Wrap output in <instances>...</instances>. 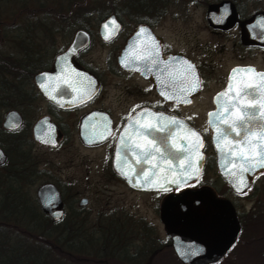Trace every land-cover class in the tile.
Returning a JSON list of instances; mask_svg holds the SVG:
<instances>
[{
  "label": "flooded vegetation",
  "instance_id": "1",
  "mask_svg": "<svg viewBox=\"0 0 264 264\" xmlns=\"http://www.w3.org/2000/svg\"><path fill=\"white\" fill-rule=\"evenodd\" d=\"M169 1L97 0L106 10L58 13L43 8L40 0H0V150L5 157L0 170L12 167L6 152L17 158L16 149L31 157V145L51 151L74 145L92 154L86 176L148 197L158 219V226L137 219L124 202L109 210L110 198L106 197L104 208L89 222L84 209L89 201L78 192L71 193V182L41 183L38 187L52 185L61 201L60 219L53 222L68 214L82 226L113 228L116 252L89 257L86 264H183L173 253L161 222L166 203L178 200L184 192L207 189L232 206L239 224L246 211H239L225 193L254 195L258 191L255 183L264 178V173L257 174L249 188L240 191V177L232 175L240 164L233 154L239 136L227 134L218 154L213 145V136L218 140L221 131L232 127L243 132L242 140L245 125L249 132L259 131L264 125V107L254 101L245 114L235 113L239 100L231 99L226 116L208 122V116L219 110L218 99L230 83L235 85L232 91H237L234 97L258 90L255 95L264 104V0H174L177 11L167 10ZM9 2L19 4V10L3 22ZM28 3L35 6L24 11ZM76 34H81L85 44L63 57ZM246 68L258 74L253 76L257 84L259 80L257 89L256 80L244 73ZM195 78L198 86L192 90ZM179 94L188 96L184 99L190 101L188 105L179 103ZM197 106L200 114L190 118L191 109ZM169 118L185 122L198 134L203 154L199 179L211 171L224 192L206 184L198 186L199 179L169 191L136 190L126 184L127 178L142 177L139 171L146 164L161 168L162 163L167 165L169 153L178 155L177 147H168L169 140L179 138L178 123H169ZM38 122L39 132L54 144L33 140ZM30 159L45 178L47 173L37 169V160ZM221 173L238 192L223 183ZM121 248L122 256L117 251ZM229 252L230 248L217 262ZM205 254L203 250L201 256Z\"/></svg>",
  "mask_w": 264,
  "mask_h": 264
},
{
  "label": "water",
  "instance_id": "2",
  "mask_svg": "<svg viewBox=\"0 0 264 264\" xmlns=\"http://www.w3.org/2000/svg\"><path fill=\"white\" fill-rule=\"evenodd\" d=\"M102 25L101 27H103ZM85 44L82 40L81 34H76L70 47L63 54V57H69L75 51L80 49ZM249 68H246L247 70ZM246 74V72L244 71ZM253 79V76L258 77V74L247 73ZM256 80V79H255ZM196 81V78H195ZM259 84V80H258ZM257 80L254 82L255 89H257ZM227 89L222 93L218 99L219 105L217 112L208 116V122L214 119H220L226 116L229 102L231 99H237L238 104L235 106V113L240 114L249 110L251 103L258 101L259 108L262 107L263 101L256 96L255 90L240 93L238 97H234L233 84H228ZM252 93V94H250ZM188 96L179 94V103L188 105L189 100L184 101ZM252 107H255L252 105ZM169 121L171 119L169 118ZM41 122V121H39ZM39 122L33 128L32 138L36 143L42 145H52L48 138L43 137L39 132ZM15 125V122H11ZM179 138L176 141L169 140L168 147L187 149L186 151H179L178 155L173 151L169 153L167 165L162 163L161 168H154L153 165L146 164L141 168L140 175L131 179H125L126 184L136 190H174L184 187L199 179L200 172L203 165V154L201 153V146L195 144L197 137L190 135L192 128L185 122L179 120ZM222 130L224 128L222 127ZM238 130V129H237ZM228 131V132H227ZM221 131L220 136H213V145L216 154L222 150V142L224 137L228 135L234 136L235 132L231 129ZM240 133H243L239 130ZM195 132V131H194ZM259 132V131H257ZM246 134V133H245ZM199 141L201 142L199 136ZM242 141V137H238V142ZM225 142V141H224ZM256 142H259L258 140ZM233 145V149L235 148ZM185 157H190V160H185ZM202 157V159H201ZM5 157L0 150V165L4 163ZM189 164L191 167H189ZM264 173V168H256L254 171L246 172L245 182L246 187L239 189L240 191L248 189L251 181L257 174ZM147 175V178L145 176ZM221 179L224 184L228 185L233 192H238L233 185L231 179L221 173ZM185 194L179 195V199L173 203L169 200L161 215V222L163 223L167 234L171 240V247L176 258L183 264H211L217 262L231 247L236 240L239 233V224L235 217V211L232 206L224 200L216 199L212 193L203 189L199 192H184ZM35 199L41 213L52 221L60 219L62 207L58 192L52 185L45 184L37 188L35 191ZM203 250H206L204 257L201 256Z\"/></svg>",
  "mask_w": 264,
  "mask_h": 264
},
{
  "label": "trees",
  "instance_id": "3",
  "mask_svg": "<svg viewBox=\"0 0 264 264\" xmlns=\"http://www.w3.org/2000/svg\"><path fill=\"white\" fill-rule=\"evenodd\" d=\"M82 5L78 0H67L65 10L80 11ZM23 10L30 9L25 5ZM14 152H18L17 158L6 152L12 167L0 170V264H86L89 257L113 255V228L82 226L68 214L53 222L41 213L33 187L43 174L36 170L31 157L16 149ZM249 220L246 227L243 216L239 218V234L230 251L246 235L242 247H251L252 264H264V213ZM102 236L108 239L101 240ZM117 251L121 256L124 253L122 248Z\"/></svg>",
  "mask_w": 264,
  "mask_h": 264
},
{
  "label": "rangeland",
  "instance_id": "4",
  "mask_svg": "<svg viewBox=\"0 0 264 264\" xmlns=\"http://www.w3.org/2000/svg\"><path fill=\"white\" fill-rule=\"evenodd\" d=\"M98 1L101 3V0ZM100 3H97V0H86L82 5V11L89 9L95 10L93 8H100V11H102L105 8L104 5H101ZM66 4L67 0H50L48 3H44L40 0V5L43 8H51L53 11L58 13L69 12L65 10ZM26 6L30 10H33L35 5L28 3ZM248 6H252V4L248 2ZM18 8L19 4L9 2L5 9L8 20L5 15H3L1 20H3V22H9L11 18L9 15L19 10ZM167 10L177 11V2L170 0ZM75 11L78 12L79 10H73V12ZM200 110L201 107H194L191 109L189 117L191 118L194 114L199 115L201 112ZM29 153L31 154V157L37 160V169L40 171L44 170L47 173L45 178L42 177L40 181L35 184L33 192L43 182H71V193L78 192L79 195L87 198L89 201L86 208H84L85 211L89 212V222H93L96 219L101 209L105 206L104 202L106 201V197H109L110 205L109 208L107 207L109 210H113L119 203L124 202L127 207L125 209H133L135 218H144L146 221H150L153 225L158 226V219L151 211L152 209H150L151 206L148 204L150 202L148 197L129 194L125 192L121 186H117L112 183L103 185L101 180H98L96 176L85 175V168L89 165V161L92 159L91 153L82 151L74 145L69 148L67 147L56 151L31 145ZM92 167L93 165H91V168ZM205 184L213 187L215 190L223 189L221 181L214 177V173H211V171L204 173L199 179L198 186ZM255 184L258 191L254 195L251 193V195L236 197L228 194L227 192L225 193V197L235 203L237 207H239V211H246L245 216H243V221L246 227L250 224V221H252L249 220L252 215L254 217V215L258 216L261 213H264V178L258 180ZM104 188L105 190L103 192ZM221 192H224V190H221ZM242 236L244 240L246 235ZM243 240L241 239L239 243L234 246L233 250L230 251L227 256L223 258V260H220L216 264H252L253 259L249 254V249H251V247L247 245L242 247Z\"/></svg>",
  "mask_w": 264,
  "mask_h": 264
},
{
  "label": "snow or ice",
  "instance_id": "5",
  "mask_svg": "<svg viewBox=\"0 0 264 264\" xmlns=\"http://www.w3.org/2000/svg\"><path fill=\"white\" fill-rule=\"evenodd\" d=\"M113 25L115 24L114 21H111ZM246 73H254V70L252 69H247L244 70ZM190 72L194 76V70L190 68ZM264 79V76L261 77ZM193 88L192 90H195V87L198 86V81H193ZM264 107V104L261 105ZM255 117L249 116V120H254ZM171 124H177L178 122L175 120L169 121ZM143 127V126H142ZM150 127V126H149ZM255 127V126H254ZM260 130L259 132L256 131H248V126H244L245 130V136L242 141L238 142L235 145V148L233 149V154L237 156V158L240 160V164L238 165V171L232 172L233 176H238L240 177L241 184L243 187H246L247 184L245 181H243L242 174L246 172H251L254 171L256 168H264V125L259 126ZM147 130V129H146ZM157 131H162V128H157ZM232 132H235L237 136H240L241 133L239 130H237L236 127L231 128ZM190 135L192 137H197L195 144L198 146H202L201 142L198 139V134L194 131L190 132ZM253 137H257L259 142H256L253 140ZM139 147V145H137ZM187 149H182V148H177V151H186ZM157 152L160 151L159 148L156 149ZM202 159V157H201ZM185 160H190V157H185ZM155 167V166H154ZM189 167L191 165L189 164ZM147 178V175L145 176Z\"/></svg>",
  "mask_w": 264,
  "mask_h": 264
}]
</instances>
